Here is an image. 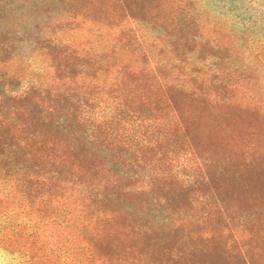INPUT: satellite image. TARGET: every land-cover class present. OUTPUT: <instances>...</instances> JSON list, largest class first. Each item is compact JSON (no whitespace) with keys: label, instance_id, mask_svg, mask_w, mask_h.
Returning <instances> with one entry per match:
<instances>
[{"label":"rangeland","instance_id":"374dc122","mask_svg":"<svg viewBox=\"0 0 264 264\" xmlns=\"http://www.w3.org/2000/svg\"><path fill=\"white\" fill-rule=\"evenodd\" d=\"M237 1L0 0V223L34 256L264 264V56L210 36Z\"/></svg>","mask_w":264,"mask_h":264},{"label":"trees","instance_id":"16d2710c","mask_svg":"<svg viewBox=\"0 0 264 264\" xmlns=\"http://www.w3.org/2000/svg\"><path fill=\"white\" fill-rule=\"evenodd\" d=\"M260 6H264V0H238L234 6L235 13L232 16L233 18L231 20H223L218 30L210 33L213 41H220V38L224 35L239 38L244 42L246 52L253 54L255 60L260 62V57L264 56V12L259 9ZM241 7L242 9L239 11ZM233 11L234 10L230 7V9H227L226 14ZM235 17L237 20H234ZM250 63L249 58L243 57L242 64H240L239 67L244 69ZM260 64L262 65V63ZM1 128L2 126L0 123V130ZM7 148L9 150H14L12 153V156L15 157L14 169L18 171V175L20 174L19 172H22L23 175L28 174L27 178L32 186H35L37 181L43 186L46 192V205L51 216L48 220L49 225L53 227L54 224H59L60 218L55 209L58 203L55 192L57 186H53L54 182H52V187L49 188L51 180L56 182L55 176H57V173L52 174L49 171L37 170L31 167L27 170L29 165L25 160L19 158L21 155L19 148L13 144L7 146ZM7 154L8 152L0 154V165L3 160L6 162L9 160ZM4 223L5 225L3 226L0 223V264H70V262H67L68 255L66 254L62 255L60 261L52 260L53 258L49 256L50 251L48 253H41L40 257L34 256L33 252L31 253L30 248H28V240L23 239L25 237L28 238L27 234L24 233L23 236L19 237L12 221L10 226L8 222ZM13 232L15 233L14 238H12L11 235ZM3 241L4 243L2 244ZM38 252L39 248L35 250L37 255ZM52 253H54V250H52Z\"/></svg>","mask_w":264,"mask_h":264}]
</instances>
